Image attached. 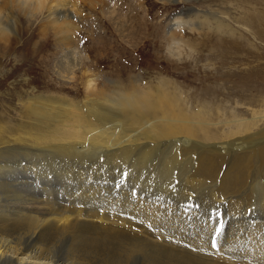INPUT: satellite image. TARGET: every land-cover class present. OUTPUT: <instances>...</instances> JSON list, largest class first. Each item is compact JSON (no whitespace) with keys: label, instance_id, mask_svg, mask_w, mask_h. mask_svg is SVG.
<instances>
[{"label":"bare ground","instance_id":"6f19581e","mask_svg":"<svg viewBox=\"0 0 264 264\" xmlns=\"http://www.w3.org/2000/svg\"><path fill=\"white\" fill-rule=\"evenodd\" d=\"M159 1L190 9L192 19L184 21L179 11L165 28L167 42L176 44L173 54L184 49L197 52L199 40L184 38V24L198 36L215 35L219 42H250V36L254 39L258 33L257 26L250 27L256 12L250 0ZM108 2L0 0V47H12L22 19L29 22L45 13L39 35L52 31L55 44L69 48L76 42L75 32L79 34V21L88 19L82 8L103 10ZM255 15L262 20L259 13ZM83 73L82 105L58 93L42 92L27 93L26 98L16 94L17 106L0 104V264H264V110H252L251 119L215 104L211 112L204 101L208 90L195 98L161 76L154 84L141 85L132 76L128 89L118 79L109 80L114 86L110 90L93 74ZM230 75L224 77H234ZM26 79L20 78L21 84L36 82V78ZM247 134L262 138H256L260 141L249 146V152L234 149L237 154L226 161L224 153L230 152L231 142L238 141L241 148L250 144L253 137L246 141ZM97 152H104L103 162ZM126 167L130 189L140 190V195H162L159 199L153 195L155 204L138 205L131 196L134 190L115 196L117 188L111 181ZM248 174L249 216L243 206L248 199L233 200L234 193L246 187ZM78 179L83 183L78 185ZM72 181L78 183L74 189ZM205 189L210 203L220 204L213 208H221L222 199L229 202L224 201L229 217L219 235L211 223L202 224L200 214L205 213V221L211 217L210 208L202 206L208 199H200ZM196 190L201 194L199 215L189 207ZM170 195L179 196L178 207H169ZM251 199L257 202L255 211ZM170 215L173 220L180 217L176 226L194 216L202 224L199 233L176 230ZM211 232L217 236L215 248L207 240ZM242 233L247 237L244 250L234 242L243 238ZM174 234L198 252L170 243Z\"/></svg>","mask_w":264,"mask_h":264},{"label":"rangeland","instance_id":"374dc122","mask_svg":"<svg viewBox=\"0 0 264 264\" xmlns=\"http://www.w3.org/2000/svg\"><path fill=\"white\" fill-rule=\"evenodd\" d=\"M108 1L109 6L103 10L96 8L90 11L86 8H82V15H84V18L87 17L88 19L86 20L85 18L84 20L82 19V22L79 21V34L77 33L78 31L75 32L76 42L69 48H59L54 42L55 37L52 31H50V33L47 32L48 35H39L40 20L45 13L36 15L29 22L22 19V24H19L21 31H18V34H16L19 38L16 39L15 43L13 42L12 47L8 50L0 47V104L5 103L11 107L17 106L16 94H20L23 98H26V96H28L27 93L42 92L47 95L58 93V95L71 98L76 101L78 105H82L85 98L83 81V72L85 70L87 73L93 74L96 81L98 83L101 82V86L104 85L105 88L110 90L113 89L114 86L108 83L109 80L118 79L121 81L122 85L128 89L132 87L129 83L132 76L137 79L136 81L139 85L143 82L152 83V81L154 84L157 77L161 76L169 79L170 82H173L174 84H178L181 90H185L183 91L184 94H192L195 98L200 96V93H204L208 90L207 94H205L207 100L204 101L206 102L207 108L213 112L216 110V106H218L227 113H229V111L235 112L251 119L252 110H264V103L261 101V99H264V0H250V6L253 5L252 9H256V12L251 15L252 23L250 24V27L253 29L254 26L258 27L256 38L253 39L250 36V42L240 39H227L226 41L219 42L214 38L215 35L198 36L194 31L188 29V24H184V28H182V35L184 38H188L193 43H196L199 40V43L197 52L192 51V53H190L188 52V49H184L182 54H173L176 44L168 43L166 40V33L164 34V32H166L165 28L168 21L172 23L174 14L179 11H183L182 16L184 21H188L190 18L192 19V17L189 16V8L185 7L184 9L183 4L180 3L163 4L159 0ZM203 10L208 11V9ZM245 10H250V8H246ZM256 13H259L263 17L261 21L260 18L258 19V16L255 15ZM26 26L28 28H26ZM24 28H26L25 30L27 31H25ZM25 41L27 42L26 45ZM170 50L172 51L170 52ZM11 72H13V74L6 78ZM248 73H250V78ZM230 74L234 75V77H224L225 75ZM23 77H26V80L28 81L29 79L36 78V82L21 84L20 78ZM2 79L4 80L2 81ZM191 105L193 106L195 103H191ZM11 110L12 112H10V114L13 115L14 109L11 108ZM261 136L262 135L259 137L262 138ZM252 137L253 136L250 137V135L247 134V140H245L248 141ZM259 137L254 135L253 139H251L253 142L250 140L249 145H243L244 148H241L242 145H236L238 141L235 143L231 142L233 144L230 146L227 145V151L230 152L224 153L226 157L225 160H228L230 157L229 155H233V153L237 154V152H242L243 150V152H245L246 149H248L246 152H249L251 149H249V146L258 145V141L260 140H255L260 139ZM97 155L98 160L103 162L105 157L104 152H97ZM129 164L130 163H128V165ZM126 171L129 172L128 167L124 168V171L121 170L122 173L116 181H111V183H114V187L117 188L116 193L114 192L115 196H118L119 194L122 197L123 193L129 192L130 194L131 190H134L131 196L135 198L138 205L141 203H144L146 206L155 204V200L153 201V199H151L153 198V195H155V197L157 196V199L162 195L158 196L152 192L153 195L150 193V195H152L150 197V195H146L145 193H141V195L138 194L140 193V190L136 188L130 189L128 187L130 185L126 184ZM116 173H118V170ZM249 177L248 174V178L246 179V181L248 180V183L246 184V187L240 190V192H235L234 194L236 198L234 197L235 199H233L234 201H238L243 197L248 199V202L246 201L243 203V206L246 208L245 214L248 211V216L250 215ZM175 178L179 180V177ZM78 180L79 184L77 181L71 182L73 187H70L72 189L77 187L76 184L80 185V183H83L81 179ZM118 181L121 184H119ZM139 187L142 189L141 186ZM245 189L246 192L243 194ZM196 191L199 193L198 190ZM196 191H193L192 194H194L190 195L191 197L193 196V201L192 203L190 202L191 204L189 206L191 210L197 212L196 208L199 206L198 200L208 199V204L206 203L203 205L202 203V206L206 209L210 208L211 217L207 216L208 221H205V213L200 214V216L203 217L202 224H207L205 222H208L209 224L211 223L212 225L210 224V228H214V232H216L215 229L217 227L224 230L227 224V221L225 220L229 217V215H226L227 211L225 208L226 203L229 202L222 199L221 201L223 202L221 205L223 206H221L219 210L217 207L220 204L217 206V202L214 201L210 203L211 198L209 197L210 193L208 190L205 189L203 194L201 195L199 193L198 196ZM205 191H207L208 194ZM205 194L208 195V198ZM194 195L196 197H194ZM200 195L202 197L198 199ZM170 196L167 198V202L170 201V206H168L176 208L177 204L178 207L179 196H176V198H174V196L172 197V195ZM140 199L143 202H141ZM224 201L226 202L225 204ZM251 203L254 207L252 210L255 211L258 207L256 205L257 202L252 200ZM212 205L213 207L217 206V209L213 208ZM241 210H243V208H241ZM170 211H172L171 214L174 215L173 210L170 209ZM230 212H232L231 209ZM172 215H170L171 220L173 221L176 230H179L180 232L185 230V232L188 231L190 234H193L194 231L199 233L198 230L202 224L200 225L194 216H191L190 222H183L184 224L179 223L176 226L174 223H177L176 220L180 217L178 216L173 220ZM197 215H199L198 212ZM137 219L139 220V218H136L135 220ZM193 220L196 222L194 221L195 226L193 225L192 228ZM215 221L217 223H215ZM248 221L250 222V220ZM185 224L188 226L191 225L189 226L191 229H189L188 226L184 229ZM139 225L144 228L143 224ZM147 226H149L148 223ZM212 235L213 236L211 237L210 235H207V237H210L207 239L208 241L210 240V243L213 239L216 241V234L213 233ZM178 236L174 234L176 239L173 238V241L171 240L170 243L173 242V244H179L187 249H190L188 247H191L190 250L192 252H198L196 251V248L194 249L192 245L188 244V242H181V240L177 239ZM241 236L243 237L241 239L234 238L236 240H234V242L237 243V248L241 247V249L244 250L246 248L245 242L247 241V237L245 238L243 233ZM157 239L158 237L156 240ZM186 244H188V246ZM203 254L205 255V253Z\"/></svg>","mask_w":264,"mask_h":264},{"label":"snow or ice","instance_id":"6c2138e0","mask_svg":"<svg viewBox=\"0 0 264 264\" xmlns=\"http://www.w3.org/2000/svg\"><path fill=\"white\" fill-rule=\"evenodd\" d=\"M216 232H217V234H219V233L221 232V228L217 227V228H216ZM212 247H213V248L216 247L215 239H213Z\"/></svg>","mask_w":264,"mask_h":264}]
</instances>
